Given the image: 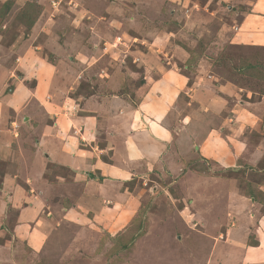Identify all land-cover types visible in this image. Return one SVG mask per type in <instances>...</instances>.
I'll return each mask as SVG.
<instances>
[{"label":"crops","instance_id":"1","mask_svg":"<svg viewBox=\"0 0 264 264\" xmlns=\"http://www.w3.org/2000/svg\"><path fill=\"white\" fill-rule=\"evenodd\" d=\"M18 1L14 3L23 0ZM36 2L42 6L39 0ZM185 2L174 3V10L182 13ZM42 3L39 21L56 12L49 8L47 0ZM69 4L66 9L83 11V21H90L88 6L84 9L73 0ZM210 8L212 21H223L224 26L232 28L230 44L264 47V0H218ZM197 14L173 22L174 28L167 34H158L162 46L168 47L166 59H159L153 51L143 54L135 66L143 74L137 86L126 89V76L115 81L125 92L123 96L114 95L110 89L103 94L82 90L84 83L78 84L79 77L87 74L81 67L98 50L94 49L96 44L89 47L93 41L66 50L52 41L48 60L38 55L35 49L39 46L33 44L38 41L30 37L32 46L22 53L21 49L16 48L15 53L11 46L0 44V154L6 158L2 160L12 161L11 172L17 166L16 173H3L0 200L3 206L8 205L7 211L13 210L12 231L23 247L15 249L17 254L28 251L29 255L53 258L49 251L62 245L63 250L76 253L62 264H106L105 253L111 252L127 231L141 202L160 199L161 193L152 192L153 185L146 194L141 191L142 186L152 182L150 175L166 177V171L181 169L185 156L201 154L213 162L221 160L215 164L224 167V147L213 140L218 137L217 116L237 111L232 120L238 121L247 118L248 113L231 104L235 96L232 86L215 78L203 54L197 67L188 68L190 72L181 69L180 64L190 57L186 44L181 43L186 38L185 31L202 26ZM45 24L42 22L43 29ZM34 26L29 35L36 32ZM47 37L41 42L46 44ZM11 54H15L13 61L8 58ZM24 57L31 58L25 59L30 66ZM62 57L69 61L63 62ZM80 72L82 75H77ZM32 80L31 88L27 82ZM29 102L40 108V113L23 116L22 125L15 128L14 117ZM229 120L222 119L224 124ZM226 131L231 133L230 125ZM213 155H220V159ZM52 166L64 169L66 174H54ZM260 185L264 192V185ZM142 192L144 196H140ZM236 211L239 214L224 230L223 244L229 247L230 256L239 257L240 264H264V218H257L251 229L243 218L249 216L246 218L251 220L255 213ZM250 234L254 239L251 243ZM218 240L216 245L221 243ZM89 248L99 252L84 254L90 253Z\"/></svg>","mask_w":264,"mask_h":264},{"label":"rangeland","instance_id":"2","mask_svg":"<svg viewBox=\"0 0 264 264\" xmlns=\"http://www.w3.org/2000/svg\"><path fill=\"white\" fill-rule=\"evenodd\" d=\"M14 1L0 0V44L11 46L15 53L16 48L21 49L22 53L31 48L32 43L28 42L30 37L38 41L33 43L39 46L35 49L38 55L48 60V45L52 41L65 50L73 45L84 47L83 44L93 41L88 44L89 47L96 44L97 47L93 48L98 50L94 57L81 67L87 74L79 77L78 84L84 83L82 90H92L99 94L110 89L115 91L114 95L117 96L125 94L122 88L119 89L118 83L114 84L117 79H124V76L128 78L124 80L126 89L137 86L142 81L143 74L139 73L140 68H136V63L143 54L153 51L159 59H166L168 47L162 46L158 34H167L174 28L173 22L188 20L190 16L198 13L202 26L185 31L186 38L181 42L190 49L194 48L195 53L190 62L180 64L181 69L189 71L188 68L193 65L197 67L199 57L204 52L203 56L210 62V69L215 78L232 86L235 96L234 101H230L231 104H235L236 109L247 112V118L232 120L238 114L237 111L228 116L225 113H219L217 116L218 137L213 140L215 143L220 142V146L224 147L223 158L227 157V162L222 161L225 162L222 164L224 167L215 164L221 160L213 162L201 154L194 157L185 156L181 169L177 172L166 171V177L161 174L160 177L150 175L152 182L148 183V186H145L147 182H144V190L141 191L146 194L148 189L152 188L150 185H153L152 192L157 190L158 194L161 193L162 201L159 198L147 204L142 201L133 222L119 238V242L114 243V249L105 253L103 260L106 264H240L239 257L230 256V249L222 240L225 228L231 225L234 216L239 214L237 209L244 211L246 215L255 213L251 220L246 218L249 216L243 218L251 229L257 218H264V194L259 190V185H264V103L256 105L264 102V47H249L228 42L232 28L224 26L223 21H212L214 14H209L210 6H214V2L218 0H186L182 13L174 10V3L177 5L179 0H73L82 4L84 9L88 6L90 21H83V11L77 13L66 9L71 5L69 0H47L49 8L56 9V12L48 13L41 21L38 20L41 10L36 2L38 0H23L20 4H15ZM42 1L45 0H39L41 7L44 6ZM219 11H222L221 7ZM42 22H46L45 30L42 28ZM35 24L36 32L34 30L29 35L30 26ZM186 28L189 29L188 26ZM45 36H48L46 44L41 42ZM18 39L19 41L13 44ZM14 55L11 54L8 58L13 61ZM221 55L226 57L231 65L244 58L257 62L258 68L256 66L250 70L252 75L239 73L232 66L218 65V62L221 63ZM27 58L31 59H23L28 62L27 66H30V61L25 60ZM61 60L65 62L69 61V58L62 57ZM91 63L94 64L89 69ZM132 70L134 71L131 73ZM195 70L196 68L192 69L193 76ZM14 74L16 75V72ZM32 81L27 82L31 88L34 84V80ZM130 100L135 101L132 98ZM39 113L40 108L29 102L16 117L10 115L16 120L15 128H19L23 116H36ZM221 118H230L231 121L224 124ZM242 119L250 121L247 123ZM229 125L231 133L226 131ZM15 143L20 147L19 141ZM213 157L220 159V155ZM1 158L0 154V181L4 172H11L12 163L10 160H2L4 156ZM51 168L54 174H66L60 167ZM16 169L17 166L11 173H16ZM247 191L254 193L256 200L245 196ZM143 192L139 195L144 196ZM2 204L0 200V264H62L61 261L65 263L66 257L68 259L72 254L76 256L75 251L63 250L62 245H56L55 249L49 251V255H54L53 258L43 254L29 255L28 251L17 254L19 251L16 252L15 249L23 247L12 231L13 210L7 211L8 205ZM252 235H249V243L254 240ZM218 239L221 243L216 245ZM131 241L132 244L127 245ZM124 242L125 246L121 247L120 244ZM89 252L85 251L84 254L89 256L99 251L89 248Z\"/></svg>","mask_w":264,"mask_h":264},{"label":"trees","instance_id":"3","mask_svg":"<svg viewBox=\"0 0 264 264\" xmlns=\"http://www.w3.org/2000/svg\"><path fill=\"white\" fill-rule=\"evenodd\" d=\"M39 5V4H38ZM39 7H40V9H41V6L39 5ZM41 11V10H40ZM40 13V12H39ZM39 15V14H38ZM30 27H32V26H30ZM199 47H200V45H199ZM250 47V46H249ZM185 49H186V51L189 53V55H190V58H188L187 59V63L188 62H190V59L192 58L191 56H193L194 55V53H195V49L194 48H188V47H184ZM204 53V52H203ZM202 53V54H203ZM199 55H201V53H199ZM199 55H197V57H199ZM221 57V63H219L218 62V65H223V66H226V65H228V66H232V67H234L235 68V70L237 71V72H239V73H242V74H249V75H252L251 74V69H255L256 68V66H257V68H258V63L257 62H254V61H250V60H245L244 58H242V60L241 61H239L238 63H236V64H234V65H231V63H228V60L226 59V57H223L222 55L220 56ZM188 65V64H187ZM262 94H264V92L262 93ZM260 190V189H259ZM258 190V191H259ZM260 193L262 192V191H259ZM259 193V194H260ZM245 194V196H247V197H250V198H253L254 200H256V196H255V194L254 193H252V192H245L244 193ZM262 194H264L263 192H262ZM132 242V241H131Z\"/></svg>","mask_w":264,"mask_h":264}]
</instances>
